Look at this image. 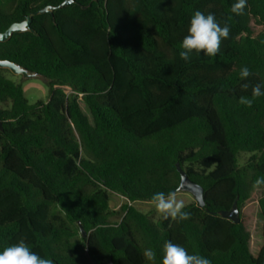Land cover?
<instances>
[{
    "label": "trees",
    "instance_id": "16d2710c",
    "mask_svg": "<svg viewBox=\"0 0 264 264\" xmlns=\"http://www.w3.org/2000/svg\"><path fill=\"white\" fill-rule=\"evenodd\" d=\"M63 1L3 0L0 31ZM235 2L74 0L33 17L36 34L0 43V60L50 80L48 101L30 103L0 70V103H10L0 109V251L25 238L54 264H162L171 241L211 264H261L264 194L257 257L243 208L264 191L254 186L264 177V96L251 108L239 98L264 85V0H247L243 15L231 12ZM197 10L227 23L230 37L216 56L194 51L185 62L180 45ZM177 163L204 189L206 206L186 205L189 219L156 222L128 202L111 209L110 193L132 203L177 193ZM235 202L238 224L219 215Z\"/></svg>",
    "mask_w": 264,
    "mask_h": 264
},
{
    "label": "clouds",
    "instance_id": "9594fccd",
    "mask_svg": "<svg viewBox=\"0 0 264 264\" xmlns=\"http://www.w3.org/2000/svg\"><path fill=\"white\" fill-rule=\"evenodd\" d=\"M247 7V0H236L231 6V12L235 15H243ZM230 37V26L225 23L221 26L214 14L205 15L201 11L194 12L190 19L188 34L183 38L179 52L180 59L185 62L190 61L191 54L203 52L204 55L214 57L220 51L221 41ZM252 75L247 66L240 68L239 76L242 80ZM244 90L249 88L247 83L242 85ZM264 96V85L256 84L251 88V96H241L239 103L251 108L255 100ZM264 185V177L255 180V187ZM151 204L155 211L168 220L184 221L190 218V213L184 211L185 203L177 198L175 192H156L151 197ZM144 258L149 262H154L156 252L151 248H146L143 252ZM0 264H54L52 259L42 258L32 251L26 243L25 238H21L18 243L5 247L0 251ZM162 264H211L210 259L198 254H189L187 249L171 241L165 242L163 246Z\"/></svg>",
    "mask_w": 264,
    "mask_h": 264
},
{
    "label": "rangeland",
    "instance_id": "374dc122",
    "mask_svg": "<svg viewBox=\"0 0 264 264\" xmlns=\"http://www.w3.org/2000/svg\"><path fill=\"white\" fill-rule=\"evenodd\" d=\"M0 6L9 10V6L4 3L3 0H0ZM3 74L9 79L17 83H21L24 95L30 103H35L39 100H44L45 102L48 101L49 83L48 81H45V79H34L24 82L22 76H16L7 70H5ZM79 104L82 108V111L90 118V120H92L91 114L89 112V107L86 105V103L82 99H79ZM9 106L10 103H0V109L7 108ZM249 157L250 154H242L240 157V163L244 164ZM176 194L178 199L184 201L185 206L196 201L194 197L189 193L177 192ZM263 194V190H257L253 192L251 194L250 200L246 203L243 208V223L246 229L250 232V251L255 257L258 256L260 248L262 246L263 219L260 215L261 212L258 205V199ZM110 199V207L114 211H118L122 205L128 202L130 204H133L134 208H136L138 211L147 214L151 219L156 222L159 221V219L161 218V215H159L152 206L151 201H141L137 203H132L127 198L113 193H110ZM114 220H119V217L115 218Z\"/></svg>",
    "mask_w": 264,
    "mask_h": 264
},
{
    "label": "water",
    "instance_id": "95a60500",
    "mask_svg": "<svg viewBox=\"0 0 264 264\" xmlns=\"http://www.w3.org/2000/svg\"><path fill=\"white\" fill-rule=\"evenodd\" d=\"M72 3L74 4V0H64L59 7H53V6L48 5L46 7L41 8L40 10L36 12L30 13L27 16V18L24 19L23 21L12 24V26L6 32L1 33L0 31V43H7L15 33L36 34L35 29L32 27L33 17L37 15H42L45 13L54 14V12L57 9L67 7L71 5ZM0 70H7L16 76H22V79L24 82L29 81V80H34V79H45V81H48V83L50 82V80L47 79L45 76L37 72L29 71L25 69L24 67H22V65L14 63V62H10L8 60H0ZM0 127L2 128L1 123H0ZM177 170L181 175V185L178 187L177 192L191 194L196 200V202H198L201 206L205 207L206 203H205L203 186L193 182L189 178L187 173L182 169L179 163H177ZM240 212L241 211L238 207V204L237 202H235L233 208L230 211H227V210L220 211L219 215H221L224 218H227L228 220L232 221L235 224H238L241 221ZM81 230L83 231L82 232L83 237L86 238L87 234L82 228ZM110 264H113V263H110ZM261 264H264V260L261 262Z\"/></svg>",
    "mask_w": 264,
    "mask_h": 264
}]
</instances>
